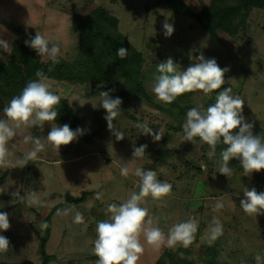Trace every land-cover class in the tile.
Wrapping results in <instances>:
<instances>
[{"label":"rangeland","instance_id":"1","mask_svg":"<svg viewBox=\"0 0 264 264\" xmlns=\"http://www.w3.org/2000/svg\"><path fill=\"white\" fill-rule=\"evenodd\" d=\"M157 1L0 0V39L9 43L18 40L13 31L15 27L33 35L39 32L50 45L60 47L59 57L67 61L73 58L77 48L75 17L102 6L116 17L118 31L141 53L144 75L141 84L149 96L146 100L134 91L132 84H121L127 96L120 98L122 114L113 123L125 133V138L117 141L107 128L105 111L100 108L98 95L103 88L53 81L52 90L61 94L59 89H63L61 98L75 110L78 127L85 134L62 146L59 152L48 148L25 166L0 168V174H5L0 184V209L13 205L5 211L10 228L0 233L10 241L8 252L0 254V264H39L38 237L45 235V230L40 228L45 216L49 225L44 244V252L50 257L47 264H96L98 258L93 251L96 224L108 219L109 204L119 205L132 192L139 191L138 178L131 174L122 177L120 167L132 159L133 147L142 144L147 145L145 156L133 158L135 162L129 166L156 171L158 180L170 183L172 190L159 200L146 197L140 206L148 209L149 216L165 234L173 224L190 218L197 222L198 230L187 248L179 245L168 248L166 244L155 248L141 236L144 252L137 264L157 261L158 264H255L257 252L264 254V215L255 218L240 208L243 187L264 192V170L245 177L239 161L232 160L229 166L235 167L234 174L227 178L218 173L215 163L225 147L222 143L217 145L216 158L210 160L209 148L199 138L193 144L180 142L187 111L198 104L207 107L215 103L217 92L183 94L189 106L178 112L159 102L152 91L158 64L171 57L185 70L191 63L189 55L194 58L202 52L206 59L214 58L219 67L229 68L223 87H231L232 95L244 100L242 115L246 122L253 123V134L264 135L262 11L250 10L244 27L234 37L218 31L213 38L190 15L210 0H173L183 9L175 14ZM165 21L174 27L168 38L162 28ZM8 57L9 52L0 51V63L7 62ZM7 104L0 99V118ZM138 122H147L154 131L160 130L161 140L153 142L151 137L141 134L134 126ZM50 130L51 124L47 123L43 129L16 130L17 135L8 144L13 164L32 147L30 143H23L25 135L47 137ZM161 150L166 151L165 155L160 156ZM17 190L22 196L35 190L44 206H27L15 197L7 198ZM97 192L103 193L100 200L94 198ZM65 194L78 200L67 203ZM217 201L223 204L218 211ZM67 208L73 209L67 216L56 215L58 209ZM76 211L82 213L84 223H73ZM213 217H218L223 224V235L209 245L204 237Z\"/></svg>","mask_w":264,"mask_h":264},{"label":"clouds","instance_id":"2","mask_svg":"<svg viewBox=\"0 0 264 264\" xmlns=\"http://www.w3.org/2000/svg\"><path fill=\"white\" fill-rule=\"evenodd\" d=\"M166 38L174 32L171 23L165 21L162 25ZM78 34V33H77ZM25 46L34 50L38 57L51 61L54 66L58 64L61 49L56 44L49 43L44 35L36 32L34 37L25 40ZM11 45L8 41L0 39V51L9 52ZM128 49L121 47L117 49V57H127ZM191 63L185 70H181L173 58L168 57L164 62L156 66L158 75L155 76L152 91L159 102L172 104L179 96L185 93L200 92L208 95L217 92L215 103L205 107L198 104L191 107L182 124V132L179 134L181 144L185 142L194 143L196 138L209 148L207 153L210 160L217 156V145L225 147L220 151L219 158L215 159L218 173L225 177L234 174V168L230 167L232 160L239 161V168L243 170V176H250L252 173H259L264 170V135L253 134V123L246 122L242 115L244 100L239 96L232 95L231 87H223L226 84L225 74L229 68H221L214 58L206 59L201 52L193 58L189 55ZM53 67L48 68L52 72ZM38 79L29 81L22 91L11 98L3 108V118H0V168H7L10 165H27L29 161L38 158V154L48 148L59 152L62 146H67L85 134V130L78 127L73 130L69 124L57 125L58 112L56 106L60 104L61 94L52 90L53 81L43 71L35 73ZM228 82V81H227ZM223 88V90H221ZM219 90V91H218ZM115 89L100 91L98 100L100 108L106 115L108 130L115 136L117 141L125 138V133L116 127L113 121L121 116L122 100L119 97L113 98L111 93ZM141 107H143L141 103ZM51 124V130L47 137H34L31 134L23 137L24 144H31L32 147L24 153L21 159L15 164L11 159L13 153L9 151L8 144L17 135L18 129L40 128L45 124ZM141 130V134L158 142L162 138L161 131H154L147 122L134 125ZM147 149L146 144L133 147L132 159L123 162L120 167V175L128 177L130 174L137 177L138 192H132L123 203L117 205L109 204L107 220L98 221L94 240V254L98 258L96 264H137L141 254L144 252V245L141 243L143 236L145 243L159 248L165 245L168 248H176L178 245L184 248L190 246L194 240V234L198 230V224L194 219L173 224L167 234L158 226V222L149 216L148 209L141 207L146 197L159 200L170 194L172 185L168 182H161L154 170H145L141 167L132 168L133 158H143ZM244 199L240 201V208L249 216L255 218L264 215V192H257L254 187L249 189L243 187ZM200 191L197 190V197ZM103 193H95L94 198L100 200ZM18 202L26 203L27 206H44L35 190L27 192L22 196L17 190L12 193ZM223 208L219 201L215 204L218 211ZM72 208L58 209L56 215L67 216ZM73 223H84V216L79 211L75 212ZM49 227L47 222H41V230ZM10 228L8 213L0 212V233ZM223 235V224L218 217H213L205 230V239L209 245ZM10 248V241L4 235H0V254H6ZM255 264H264V254L257 252L254 257Z\"/></svg>","mask_w":264,"mask_h":264},{"label":"trees","instance_id":"3","mask_svg":"<svg viewBox=\"0 0 264 264\" xmlns=\"http://www.w3.org/2000/svg\"><path fill=\"white\" fill-rule=\"evenodd\" d=\"M171 13L183 12L173 0H158ZM264 7V0H210L198 12L190 14L193 20L210 36L216 38L217 32H223L229 37H234L245 25L246 14L251 9ZM77 37V48L73 58L69 61L59 57V63L52 65L51 61H41L34 50L25 46V40L35 35L25 32L19 27L13 29L18 40L10 42L8 61L0 63V99L8 103L12 97L18 95L31 80L38 79L35 73L43 70L52 81L66 82L73 85H93L103 88V91L115 89L112 97H126L127 91L121 84H132L134 91L148 100L141 79L143 78L142 55L118 31L117 19L102 6L90 8L78 14L74 19ZM264 28V26L262 27ZM78 33V34H77ZM128 49L127 57H117V49ZM53 67L52 72L48 68ZM169 109L181 112L189 106L188 101L179 96L172 104H167ZM58 116L57 125L69 124L75 130L78 123L75 110L66 99L61 98L56 106ZM161 150L160 156L165 155ZM4 173L0 174V184ZM12 199L13 197H7ZM25 208L26 205L22 204ZM13 205L0 209V212L9 210ZM48 223V216L42 219ZM45 235L38 237L39 264H47L50 257L44 252ZM159 261L156 262L158 264Z\"/></svg>","mask_w":264,"mask_h":264},{"label":"water","instance_id":"4","mask_svg":"<svg viewBox=\"0 0 264 264\" xmlns=\"http://www.w3.org/2000/svg\"><path fill=\"white\" fill-rule=\"evenodd\" d=\"M64 200H65V202H67V203H71V202H75V201H77L78 199H77V198H73V197H71V196L68 195V194H65V195H64Z\"/></svg>","mask_w":264,"mask_h":264},{"label":"crops","instance_id":"5","mask_svg":"<svg viewBox=\"0 0 264 264\" xmlns=\"http://www.w3.org/2000/svg\"><path fill=\"white\" fill-rule=\"evenodd\" d=\"M251 10H257L256 8L255 9H251ZM258 10H260V11H262V14H263V16H264V7H262L261 9H258ZM251 12V11H250ZM249 14V13H248ZM262 26H261V29L262 30H264V28H262L263 26H264V17L262 18Z\"/></svg>","mask_w":264,"mask_h":264}]
</instances>
